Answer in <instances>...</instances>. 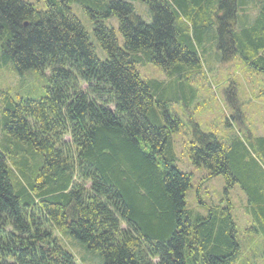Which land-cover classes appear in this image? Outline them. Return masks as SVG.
<instances>
[{"label": "trees", "instance_id": "16d2710c", "mask_svg": "<svg viewBox=\"0 0 264 264\" xmlns=\"http://www.w3.org/2000/svg\"><path fill=\"white\" fill-rule=\"evenodd\" d=\"M134 1L148 6L151 23L135 13ZM172 2L44 0L41 11L0 0V68L48 72L43 97L6 98L0 112V264H77L55 232L96 252L101 264H227L237 257L229 211L203 217L186 209L191 176L178 169L170 146L181 122L166 113L162 86L142 80L136 64L180 80L200 68L207 46L264 83V0ZM72 4L93 24L106 60L96 56ZM111 17L121 47L102 23ZM194 137L191 162L222 176L226 192L235 182L230 150L196 125ZM260 232L264 238V226Z\"/></svg>", "mask_w": 264, "mask_h": 264}, {"label": "rangeland", "instance_id": "374dc122", "mask_svg": "<svg viewBox=\"0 0 264 264\" xmlns=\"http://www.w3.org/2000/svg\"><path fill=\"white\" fill-rule=\"evenodd\" d=\"M22 1L34 5L37 10L46 8L44 0ZM168 2L173 3L172 0ZM132 4L135 13L144 22L151 23L152 14L148 6L138 1ZM71 11L88 33L98 59L106 60V54L93 36V24L81 7L72 4ZM210 16L208 8L207 19ZM102 23L114 30L121 47L117 18L103 19ZM200 53V68L192 69L191 75L180 80L149 63L136 64V70L142 80H154L162 86L161 101L165 103L166 113L177 116L181 122L180 130L170 137V146L178 169L191 176V186L185 193L186 209L203 217L209 213L219 216L229 211L238 255L227 264H264V238L260 232V226H264L263 78L261 74L248 73L238 61L222 63L215 49L206 46L205 51ZM47 76L48 72L40 74L35 71L16 74L11 65L0 68V112L6 98L18 96L32 100L43 97L48 85ZM229 87L231 90L226 94ZM156 112L162 120L161 110L157 109ZM194 125L201 132L214 135L232 154L235 182L226 188V192V182L222 176L209 177L205 168L197 167L189 158L188 149L195 139ZM28 160L30 165L31 159ZM55 236L73 254L77 264H101L96 252L87 250L69 235L55 232Z\"/></svg>", "mask_w": 264, "mask_h": 264}]
</instances>
